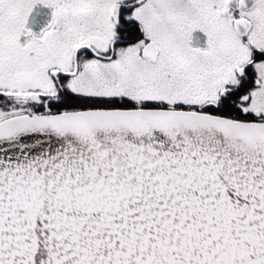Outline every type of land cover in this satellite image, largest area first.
<instances>
[{"label":"snow or ice","instance_id":"snow-or-ice-1","mask_svg":"<svg viewBox=\"0 0 264 264\" xmlns=\"http://www.w3.org/2000/svg\"><path fill=\"white\" fill-rule=\"evenodd\" d=\"M0 264H264V0H0Z\"/></svg>","mask_w":264,"mask_h":264}]
</instances>
